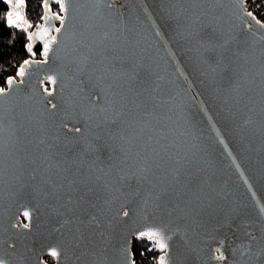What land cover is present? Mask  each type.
<instances>
[{"label":"water","instance_id":"95a60500","mask_svg":"<svg viewBox=\"0 0 264 264\" xmlns=\"http://www.w3.org/2000/svg\"><path fill=\"white\" fill-rule=\"evenodd\" d=\"M62 2L0 94V260L135 264L159 231L166 264H264V23L246 0Z\"/></svg>","mask_w":264,"mask_h":264},{"label":"trees","instance_id":"16d2710c","mask_svg":"<svg viewBox=\"0 0 264 264\" xmlns=\"http://www.w3.org/2000/svg\"><path fill=\"white\" fill-rule=\"evenodd\" d=\"M44 4V0H25L26 15L24 17L32 26L29 30H24L8 26L5 14L11 7L4 3V0H0V88L5 89L10 79L20 76L19 72L25 61L42 59V45L34 38L29 40V35H32L44 20ZM49 6L54 16L61 15L57 1H50ZM31 42H34V45H31V51H29ZM17 53L22 55L18 61ZM13 67L15 70H12ZM153 244L147 240L134 241L132 252L135 264H158L160 253L155 247L150 249ZM48 260L51 261V259Z\"/></svg>","mask_w":264,"mask_h":264},{"label":"snow or ice","instance_id":"6c2138e0","mask_svg":"<svg viewBox=\"0 0 264 264\" xmlns=\"http://www.w3.org/2000/svg\"><path fill=\"white\" fill-rule=\"evenodd\" d=\"M4 3L8 4L11 7V11H7L5 14V18L7 20V24L8 26L12 27H17V28H21L22 27V23L25 22L24 21V16L22 14V9L25 7V0H4ZM57 3L59 5V9L60 12H65L66 11V5L62 2V0H57ZM44 7L46 9H49V4L47 3V0H45V4ZM249 16H252V13L249 12L247 13ZM48 17V13H45V16L43 17V19L47 20ZM56 19L61 20V22H63V16L57 14L55 16ZM253 19H255V17H253ZM257 23H260L259 21H257ZM29 27H31V25H28ZM261 27H264V24L261 25ZM26 30V29H25ZM57 32L60 31L59 28L56 29ZM38 33L29 35V40H31L33 38V35H38ZM50 40H55V37H51ZM45 48V55L47 54L48 51V43L45 44L44 46ZM29 51H31V44H29ZM28 61H25V64H27ZM24 73V69L23 67L20 69L19 75H23ZM48 79L53 80V83H55L54 79L52 77H49ZM9 84L14 83L13 80H9L8 81ZM4 89L0 88V94H4ZM77 131H79V129H77ZM125 215H127V213H124ZM25 216H28L29 213L25 212L24 213ZM25 227H27V225H25ZM147 235L149 239H155L156 243H155V247L159 248L160 250L165 252V255L161 256L159 258L158 264H166V255H167V243L165 242V237L163 236V234L159 231L157 232H148V233H141V236ZM217 252H220V249L217 248L216 249ZM50 255L52 257L58 258L59 254L57 252V250L55 248L50 250ZM216 259H220L223 260L225 259V257L223 256V254L221 253L218 257H216ZM0 264H4L3 260H0Z\"/></svg>","mask_w":264,"mask_h":264},{"label":"built area","instance_id":"2783aa9c","mask_svg":"<svg viewBox=\"0 0 264 264\" xmlns=\"http://www.w3.org/2000/svg\"><path fill=\"white\" fill-rule=\"evenodd\" d=\"M248 9L247 11H251L253 13L258 21H261L264 23V0H246V6ZM22 58V55L20 53L16 54V60H20ZM12 70H15V67L12 68Z\"/></svg>","mask_w":264,"mask_h":264},{"label":"rangeland","instance_id":"374dc122","mask_svg":"<svg viewBox=\"0 0 264 264\" xmlns=\"http://www.w3.org/2000/svg\"><path fill=\"white\" fill-rule=\"evenodd\" d=\"M25 7L22 9V14L25 16L26 15V12H25ZM10 11H11V9H10ZM51 11H52V8H51ZM24 26H25V28H24V26L22 25V27L21 28H19V29H27V30H29L30 29V27L28 26L30 23L28 22V20H26V17H24ZM31 25V24H30ZM32 26V25H31ZM154 244L151 246V248L150 249H152V248H154L155 246V242H153ZM156 248V247H155Z\"/></svg>","mask_w":264,"mask_h":264},{"label":"bare ground","instance_id":"6f19581e","mask_svg":"<svg viewBox=\"0 0 264 264\" xmlns=\"http://www.w3.org/2000/svg\"><path fill=\"white\" fill-rule=\"evenodd\" d=\"M156 250H157V247H156ZM158 251V250H157Z\"/></svg>","mask_w":264,"mask_h":264}]
</instances>
